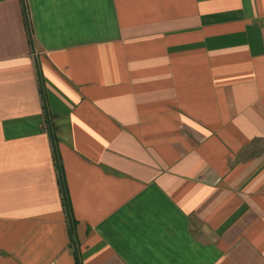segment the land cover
<instances>
[{"label": "crops", "instance_id": "obj_1", "mask_svg": "<svg viewBox=\"0 0 264 264\" xmlns=\"http://www.w3.org/2000/svg\"><path fill=\"white\" fill-rule=\"evenodd\" d=\"M0 264H264V0H0Z\"/></svg>", "mask_w": 264, "mask_h": 264}, {"label": "trees", "instance_id": "obj_2", "mask_svg": "<svg viewBox=\"0 0 264 264\" xmlns=\"http://www.w3.org/2000/svg\"><path fill=\"white\" fill-rule=\"evenodd\" d=\"M27 25H28V23H27ZM29 35L31 37L30 30H29ZM47 121H48V124L50 126V129L53 130V133H52V130H50L51 134H54V128H53V124H52V116L51 115H47Z\"/></svg>", "mask_w": 264, "mask_h": 264}]
</instances>
